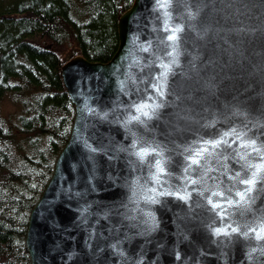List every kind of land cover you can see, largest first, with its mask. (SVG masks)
<instances>
[{
  "label": "water",
  "instance_id": "1",
  "mask_svg": "<svg viewBox=\"0 0 264 264\" xmlns=\"http://www.w3.org/2000/svg\"><path fill=\"white\" fill-rule=\"evenodd\" d=\"M117 29L108 61L61 60L74 117L31 264H264V180L235 203L264 166V0H133Z\"/></svg>",
  "mask_w": 264,
  "mask_h": 264
},
{
  "label": "trees",
  "instance_id": "2",
  "mask_svg": "<svg viewBox=\"0 0 264 264\" xmlns=\"http://www.w3.org/2000/svg\"><path fill=\"white\" fill-rule=\"evenodd\" d=\"M132 2L0 0V264H31L30 212L74 117L61 77L64 54L74 46L88 61H108L118 19Z\"/></svg>",
  "mask_w": 264,
  "mask_h": 264
},
{
  "label": "snow or ice",
  "instance_id": "3",
  "mask_svg": "<svg viewBox=\"0 0 264 264\" xmlns=\"http://www.w3.org/2000/svg\"><path fill=\"white\" fill-rule=\"evenodd\" d=\"M169 39L175 40L176 37L170 36ZM160 95H163V92H160ZM150 107L149 105H143L137 108V112L140 113V115H136L133 116L132 119L136 120L138 122H143L141 121V116L146 117V118H151V113L149 111H145V108ZM159 107V105H152L151 109H152V113H154L155 108ZM213 147H215V145H213ZM254 151H258V149L253 148ZM208 149H203L201 152H197L195 153L196 156H202L205 152H207ZM152 153H155V149H152ZM150 153L147 149H141L139 152L136 153L137 156H139L141 159L147 157L148 155L152 154ZM199 160L194 159L192 161L193 164H199ZM157 168L159 173H163L164 172V168L161 167L159 165V162H157ZM261 172H264V166H261L260 168H257L252 174V178L250 179H243L240 181V183L242 184H246L249 187L244 191V192H238L237 196L239 197V200L236 201V204H243L246 202V193L247 192H251L252 191V186L255 185L257 183V180H264V176L261 175ZM214 195H223L222 193H214ZM233 202L229 201V204L231 205ZM214 207H219V205H215ZM233 231H236L235 229H233ZM219 234V231L218 233Z\"/></svg>",
  "mask_w": 264,
  "mask_h": 264
},
{
  "label": "rangeland",
  "instance_id": "4",
  "mask_svg": "<svg viewBox=\"0 0 264 264\" xmlns=\"http://www.w3.org/2000/svg\"><path fill=\"white\" fill-rule=\"evenodd\" d=\"M68 51V50H67ZM67 51H66V53H67ZM66 53L64 54V56L66 55Z\"/></svg>",
  "mask_w": 264,
  "mask_h": 264
}]
</instances>
